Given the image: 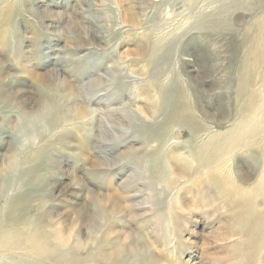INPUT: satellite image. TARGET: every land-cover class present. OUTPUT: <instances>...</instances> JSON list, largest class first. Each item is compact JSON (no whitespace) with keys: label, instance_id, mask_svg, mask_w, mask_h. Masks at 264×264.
Wrapping results in <instances>:
<instances>
[{"label":"rangeland","instance_id":"rangeland-1","mask_svg":"<svg viewBox=\"0 0 264 264\" xmlns=\"http://www.w3.org/2000/svg\"><path fill=\"white\" fill-rule=\"evenodd\" d=\"M35 225L66 248L13 233ZM0 241L264 264V0H0Z\"/></svg>","mask_w":264,"mask_h":264},{"label":"bare ground","instance_id":"bare-ground-1","mask_svg":"<svg viewBox=\"0 0 264 264\" xmlns=\"http://www.w3.org/2000/svg\"><path fill=\"white\" fill-rule=\"evenodd\" d=\"M166 185V184H165ZM168 187V186H167ZM13 204H12V207H13V209H11L10 210V214H9V222H12V224H15V226H16V223L19 221V219H20V217L19 216H21V215H19V212H20V210L21 209H23V207H24V204L23 203H20V201H14V202H12ZM22 213H24V211H22ZM96 218H100V219H102L103 218V213H100V214H96ZM35 228L33 229V233H31L32 235H29V234H26V233H24L25 231L24 230H22V229H20V228H18V229H16V228H14V230H13V233L15 234V235H18V237L19 236H21V237H23V239L22 240H20V241H22L23 242V244H25L26 246H33L34 247V249H36V252L38 253V254H40V256H44V254L46 253L47 254V252H49V251H57L58 249H63V248H66V246L63 244V242L61 243V242H57L55 239H54V237H53V235H51V234H47L43 229H41L40 227H36V225L34 226ZM29 231H31V228L29 229ZM11 232V231H10ZM9 233V232H8ZM24 234V235H23ZM10 235H12V234H10ZM6 234L4 233V235H3V239L2 240H4L5 238H6ZM8 236H9V234H8ZM8 236H7V238H8ZM51 236H52V242H51ZM11 239H14V237L13 238H11ZM8 241H9V239H8ZM62 241V240H61ZM76 240H74V242H75ZM6 241H0V248L1 247H3L4 246V250L5 249H7L8 247H7V244L5 243ZM11 242V241H10ZM73 242V243H74ZM18 243H20V242H18ZM50 243H53V246H51L50 247ZM72 243V244H73ZM11 246V245H10ZM14 246V245H13ZM12 248V247H11ZM11 248H9V250L11 249ZM3 250V249H2ZM144 250H145V248H144ZM146 251V250H145ZM35 252V253H36ZM34 253V254H35ZM33 254V255H34ZM49 254V253H48ZM50 255H52L53 256V254H50ZM38 256V255H37ZM39 256V257H40ZM49 256V255H48ZM155 263H157L156 262V260L155 259H153L152 258V256H151V254H149V257H148V260H147V264H155Z\"/></svg>","mask_w":264,"mask_h":264}]
</instances>
